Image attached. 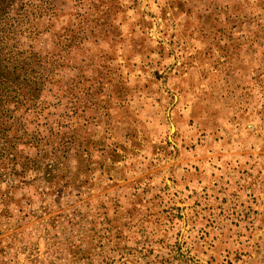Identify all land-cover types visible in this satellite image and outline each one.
I'll use <instances>...</instances> for the list:
<instances>
[{"label":"rangeland","instance_id":"rangeland-1","mask_svg":"<svg viewBox=\"0 0 264 264\" xmlns=\"http://www.w3.org/2000/svg\"><path fill=\"white\" fill-rule=\"evenodd\" d=\"M55 2L72 97L0 159V264H264V0Z\"/></svg>","mask_w":264,"mask_h":264},{"label":"trees","instance_id":"trees-1","mask_svg":"<svg viewBox=\"0 0 264 264\" xmlns=\"http://www.w3.org/2000/svg\"><path fill=\"white\" fill-rule=\"evenodd\" d=\"M55 1L0 0V159L12 163L13 170L29 161L28 154L18 159L27 148L41 153L40 144L56 141L62 124L54 116L67 107L63 99L72 97L73 88L61 83V36L56 34L50 49L38 42L46 32L40 25L57 15ZM73 53L69 48L66 56ZM68 103L73 113L72 100Z\"/></svg>","mask_w":264,"mask_h":264}]
</instances>
